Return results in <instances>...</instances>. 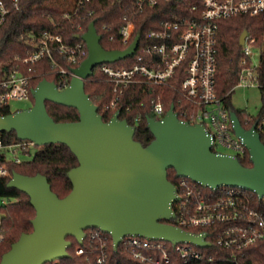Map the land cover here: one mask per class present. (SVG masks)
<instances>
[{"label": "water", "instance_id": "obj_1", "mask_svg": "<svg viewBox=\"0 0 264 264\" xmlns=\"http://www.w3.org/2000/svg\"><path fill=\"white\" fill-rule=\"evenodd\" d=\"M247 31L240 37L243 45ZM88 47V58L73 70L68 88L61 91L54 82L41 81L33 89L34 106L14 114L0 113V133L15 132L21 141L36 146L66 145L79 165L68 173L73 189L59 198L43 175L14 173L8 184L29 196L36 211L33 231L24 233L3 255L0 264H46L69 259L68 237L83 243L86 230L99 229L112 236L115 249L125 237L165 240L177 245L190 242L209 247L206 235L187 233L163 223L174 217L172 204L178 199L168 170L204 187H237L264 196V143L254 125L244 129L231 112L236 135L249 151L252 167L238 158L212 150V140L203 125L181 121L172 106L161 121L148 118L154 140L142 146L135 140L136 129L119 118L108 122L85 91L86 81L103 64H115L136 53L141 35L123 51H108L101 44L94 23L77 36ZM78 110L80 119L57 123L49 115L47 103Z\"/></svg>", "mask_w": 264, "mask_h": 264}, {"label": "built area", "instance_id": "obj_2", "mask_svg": "<svg viewBox=\"0 0 264 264\" xmlns=\"http://www.w3.org/2000/svg\"><path fill=\"white\" fill-rule=\"evenodd\" d=\"M22 0L0 1V26L3 25L14 9H19ZM89 1V0H87ZM161 1L136 0L139 10L155 7ZM199 18L184 22H169L163 29L148 35L149 43L138 46L133 57L134 64L123 67V61L101 65V72L112 85V98L104 112L110 119L120 113L119 104L125 89L131 85H155L170 87L177 93L175 113L181 121L190 125H203L212 140V150L235 158L249 153L244 141L236 135L231 112L226 109L224 99L217 94V55L220 23L240 16H264V0H202ZM135 26L128 21L120 30L124 45H129ZM114 37L110 38L113 41ZM141 41V40H140ZM130 46V45H129ZM128 46V47H129ZM242 47L239 82L235 88L257 89L262 93V107L255 126L256 132L264 134V33L260 37L247 32ZM87 44L81 39L76 44H67L61 35L52 31L45 32L36 50L18 56L17 66L0 81V113L11 112V101L31 100L33 97V76L24 72L25 67H33L48 59L53 71L61 76H69V84L62 81L63 91L69 87L77 69L88 58ZM66 60L72 68L66 69L59 61ZM96 70V69H95ZM94 70V71H95ZM154 119L161 121L167 115L161 98L150 102ZM9 111L8 114L5 112ZM22 110H18L20 112ZM127 112L130 109H126ZM16 113V112H15ZM120 116V114H119ZM120 118V117H119ZM140 118L136 119L138 122ZM127 121V120H126ZM0 133V160L4 163H22L19 156L29 147L36 146L30 141L8 143ZM221 149L228 151L222 152ZM26 154V153H25ZM8 155L12 157L9 158ZM6 164H0V177L9 176ZM176 186L178 199L173 202V226L194 235H206L209 247H200L190 242L174 245L165 240H149L141 237H125L118 248L139 264H172L171 248L183 264H211L216 260L209 254L213 247L231 253L232 261L238 262L249 247L264 242V196L237 187L223 186L217 189L204 187L188 178H181ZM4 203V202H3ZM210 229L212 236L205 231ZM86 233L83 243L79 244L76 254L86 253L84 244L92 248L98 243L96 264H109L108 233L95 229ZM193 230H197L195 232ZM1 231V221H0ZM112 237V236H111ZM2 237L0 236V242ZM126 261L117 264H126ZM46 264H62L54 260Z\"/></svg>", "mask_w": 264, "mask_h": 264}, {"label": "trees", "instance_id": "obj_3", "mask_svg": "<svg viewBox=\"0 0 264 264\" xmlns=\"http://www.w3.org/2000/svg\"><path fill=\"white\" fill-rule=\"evenodd\" d=\"M2 1V0H0ZM136 0H77L73 7H68L64 0H22L19 9H14L9 14L7 21L0 26V81L5 75L21 66L17 61L18 56H24L28 51L37 49L42 35L47 31L61 35L67 44H76L81 41L77 36L84 35L91 23H94L98 34L102 37L101 44L108 51H123L131 45L137 35H141L140 45L149 43L148 35L157 30H161L169 22H184L186 20L197 19L202 11V0H169L161 1L155 7H146L139 10L135 6ZM132 21L135 26L134 35L129 45H124L120 36L121 28ZM244 31L260 37L264 33V16L251 17L240 16L233 19L224 20L220 23V33L218 39L217 55V94L224 99V104L229 112H235L246 130H250L260 118L251 120V116L246 112L236 110L232 105V91L239 82L241 70L240 60L242 57V47L240 37ZM114 37L113 41L110 38ZM59 63L66 69H72L66 60L57 56ZM135 62V58H130L118 64L129 68ZM27 75L33 76L32 88L47 80L54 82L62 88L61 82H70L69 76H61L53 71L48 59L35 65L32 71L28 67L23 68ZM85 91L90 99L98 106L99 114L105 122L110 120V116L104 112L105 107L112 98V85L108 78L101 71L96 69L86 83ZM177 93L170 87H160L155 85H131L125 89L119 104L120 119L127 120L136 129L135 140L142 146H149L154 137L148 128L147 119L154 118L150 110V102L153 99L161 98L165 104L166 111L172 106L176 107ZM34 101V98L31 99ZM130 109L129 112L126 109ZM49 115L57 123L78 122L80 115L78 110L55 103H47ZM6 114L9 111L5 112ZM264 112L261 113V116ZM140 118L137 122L136 119ZM3 138L8 142H20L15 132L3 133ZM264 143V134H261ZM37 151L29 161L22 163L8 162L3 159L0 164H6L9 176L0 177V263L6 254L16 243L22 234L33 231L32 220L36 216V211L31 205L30 198L25 193L9 188L13 174L18 173L28 177L43 175L47 177L52 191L59 197L65 198L73 189L68 178V173L79 165L78 159L71 150L63 144H53L45 146H35ZM25 153H29L28 148ZM30 154V153H29ZM240 163L245 167H252L250 155L247 152L239 157ZM168 179L177 186L180 180L174 169L168 170ZM4 202V203H3ZM172 225V221H162ZM97 231L95 229L86 230V233ZM198 232L197 230H193ZM212 236L210 229L205 230ZM110 239L108 249L109 264H117L126 261V264H139L127 254L122 253L121 247L117 252L113 248V239ZM72 246L68 249L69 259L62 260V264H96L98 255V243L92 248L84 247L86 253L83 256L76 254L79 246L73 237L67 238ZM172 253V264H183L177 256L175 249H170ZM209 254L215 256L216 260L211 264H264V242H259L244 252V257L238 262L232 261L231 253L213 247Z\"/></svg>", "mask_w": 264, "mask_h": 264}, {"label": "rangeland", "instance_id": "obj_4", "mask_svg": "<svg viewBox=\"0 0 264 264\" xmlns=\"http://www.w3.org/2000/svg\"><path fill=\"white\" fill-rule=\"evenodd\" d=\"M64 2L69 7H73L77 0H64ZM119 64V63H118ZM116 64V65H118ZM98 71H101V66L97 68ZM233 107L241 112H246L252 117H258L260 109L262 107V93L257 89H244V88H235L232 91L231 95ZM34 106V101L24 100V101H11L10 109L12 113L17 112L18 110L30 109ZM29 153H21L19 156L23 161H29L36 153L37 147H29ZM222 152H228L221 149ZM11 158V155H8ZM2 200L0 199V204ZM1 221V219H0Z\"/></svg>", "mask_w": 264, "mask_h": 264}]
</instances>
